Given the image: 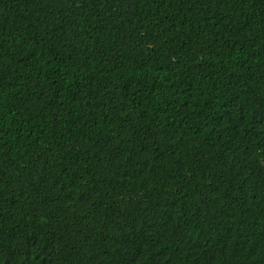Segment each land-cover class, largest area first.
I'll return each instance as SVG.
<instances>
[{
    "label": "trees",
    "instance_id": "obj_1",
    "mask_svg": "<svg viewBox=\"0 0 264 264\" xmlns=\"http://www.w3.org/2000/svg\"><path fill=\"white\" fill-rule=\"evenodd\" d=\"M0 264H264V0H0Z\"/></svg>",
    "mask_w": 264,
    "mask_h": 264
}]
</instances>
